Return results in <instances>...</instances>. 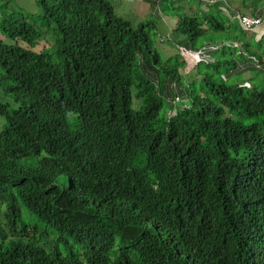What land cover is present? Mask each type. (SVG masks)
Wrapping results in <instances>:
<instances>
[{
  "label": "trees",
  "instance_id": "1",
  "mask_svg": "<svg viewBox=\"0 0 264 264\" xmlns=\"http://www.w3.org/2000/svg\"><path fill=\"white\" fill-rule=\"evenodd\" d=\"M27 1L0 0V264H264V0Z\"/></svg>",
  "mask_w": 264,
  "mask_h": 264
},
{
  "label": "rangeland",
  "instance_id": "2",
  "mask_svg": "<svg viewBox=\"0 0 264 264\" xmlns=\"http://www.w3.org/2000/svg\"><path fill=\"white\" fill-rule=\"evenodd\" d=\"M15 1L18 5H21V6H23L24 4L25 5L32 4L31 2H29L27 0H15ZM111 1H112L113 5L116 6V9H117L116 14L118 16H123L126 20L130 21L134 25L136 23H138L141 19H144V17L147 14V8L149 7V5L146 1H143L142 3L139 2L138 0H111ZM208 1H210V0H208ZM227 1H228V3L231 4V7H236L238 5L236 0H227ZM175 5H177V4H175ZM197 5L198 4L194 0H185V4L181 5L179 7H182V9L184 8V10H185L186 8L184 6L195 7ZM29 9H31V8L29 7ZM166 16H168V15H166ZM169 18L174 20L173 17H171V16H169ZM165 24H166V26H163V23L161 21H159L157 23V28L162 35L169 36L171 33V31L169 29H171L170 27H172V26L170 25V21H167ZM216 35H219V34H216ZM213 38L215 40H218V38H216V37H213ZM247 38H249V37L247 36ZM44 47H45V43L40 42L38 45H36V47L33 50L35 52H40ZM166 52H168V51H166ZM259 80H261V78L258 79L256 77V75L251 74V80H250V82L252 81L251 83H256V81L259 82ZM0 98L4 99V97L2 95L0 96ZM8 98H10V97H8ZM135 105H136V103H133V107ZM1 122H2V120L0 119V126H1Z\"/></svg>",
  "mask_w": 264,
  "mask_h": 264
},
{
  "label": "built area",
  "instance_id": "3",
  "mask_svg": "<svg viewBox=\"0 0 264 264\" xmlns=\"http://www.w3.org/2000/svg\"><path fill=\"white\" fill-rule=\"evenodd\" d=\"M236 18L238 19V21L241 23V25L246 28L247 30H252L254 29L257 25L260 24V19L258 18H253V17H250V16H244L243 14L241 15H237ZM184 57L186 58H189V59H192L193 60V63L194 62H197V61H200V57H201V54L202 52H196V53H190V52H183L182 53ZM240 86H245V87H248L249 84L247 83H243L242 85Z\"/></svg>",
  "mask_w": 264,
  "mask_h": 264
},
{
  "label": "crops",
  "instance_id": "4",
  "mask_svg": "<svg viewBox=\"0 0 264 264\" xmlns=\"http://www.w3.org/2000/svg\"><path fill=\"white\" fill-rule=\"evenodd\" d=\"M139 2H143V1H145V0H138ZM147 11H148V8H147ZM264 21V20H263ZM161 22L163 23V26H166V22H167V19L165 18V17H163L162 19H161ZM172 26V25H171ZM171 29H169L170 31H172V29L174 28L173 26L172 27H170ZM258 30H264V22L257 28ZM162 48H163V50H164V52L167 54L168 52H170L171 53V51H173V48L172 47H170V46H166V45H162L161 46ZM166 51H168V52H166ZM185 59H186V61H187V63H189V64H192V62L191 61H193L192 59H189V58H186V57H184ZM240 76H242L244 79H242V81H244V80H247L248 78H250V76L251 75H240Z\"/></svg>",
  "mask_w": 264,
  "mask_h": 264
},
{
  "label": "clouds",
  "instance_id": "5",
  "mask_svg": "<svg viewBox=\"0 0 264 264\" xmlns=\"http://www.w3.org/2000/svg\"><path fill=\"white\" fill-rule=\"evenodd\" d=\"M243 83H247V84H249V86L246 87V88H249V87H250V82H249V81H244ZM243 83L239 84V87H245V86H240V85H242Z\"/></svg>",
  "mask_w": 264,
  "mask_h": 264
}]
</instances>
